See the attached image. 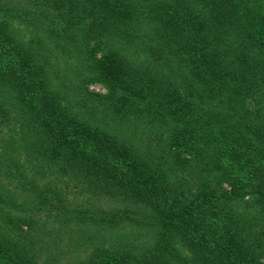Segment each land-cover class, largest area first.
Listing matches in <instances>:
<instances>
[{"label":"trees","instance_id":"obj_1","mask_svg":"<svg viewBox=\"0 0 264 264\" xmlns=\"http://www.w3.org/2000/svg\"><path fill=\"white\" fill-rule=\"evenodd\" d=\"M0 264H264V0H0Z\"/></svg>","mask_w":264,"mask_h":264},{"label":"rangeland","instance_id":"obj_2","mask_svg":"<svg viewBox=\"0 0 264 264\" xmlns=\"http://www.w3.org/2000/svg\"><path fill=\"white\" fill-rule=\"evenodd\" d=\"M95 88H98V86H97V87H95Z\"/></svg>","mask_w":264,"mask_h":264}]
</instances>
